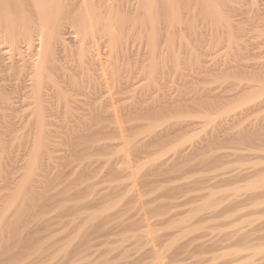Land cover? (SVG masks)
Masks as SVG:
<instances>
[{
    "label": "rangeland",
    "instance_id": "rangeland-1",
    "mask_svg": "<svg viewBox=\"0 0 264 264\" xmlns=\"http://www.w3.org/2000/svg\"><path fill=\"white\" fill-rule=\"evenodd\" d=\"M234 1L172 0V10H175L174 15H172V10L165 4L167 3L166 0H155L153 4L154 7L151 12V21L154 24L153 27L147 26V24L149 25V19L145 18L146 15L144 16L143 9H141V0L117 1L116 5H124V7L122 6L125 9L123 14L127 15V20H129L128 26H130L127 30L132 28L131 31L129 29L128 32H125L128 35L125 36L126 38L124 37V41H127L128 45H126L127 43L125 42L121 45L125 48L127 47V53L118 54L117 59H120L117 60L116 63H119L120 61V64H117L116 67L115 63V69L118 68V65L119 67L121 66L118 70L116 69V71H119L117 72L118 78H121L122 75L125 74L127 77L129 76L130 81L127 79L129 82H125L127 77L124 79L125 81L123 78L118 79L121 80V82L124 81L125 83H120V81L117 80L118 84H121L117 87L119 89L121 87L126 88L128 86L129 89L123 88L124 90L120 89V91L116 87V89L114 88L115 90L112 91L111 89V92L109 91L107 94L104 87V89L101 87L102 93L100 90L101 88H99L98 85L97 87L94 85L95 88L92 90V83L94 81L91 83V80L89 79L90 77L88 78V76H93L95 78V75L93 71L91 73V70L88 69V76L85 77V75H87L85 69H92L93 65H91L92 63L90 62V64L86 62V66V64L80 61L79 58L76 59L79 57L76 54V49L78 48L77 45V48L74 50L75 47L73 44L67 43L68 45L66 44L65 49L69 47L71 51L67 48L64 50V53L67 51L66 54H64L63 51L56 52L58 49L54 50L53 54L58 53L61 55L57 56L59 58L61 57L64 59V57L67 56L70 58L72 57L71 62L73 63H69L70 58L68 57L64 60L59 59L61 61L56 63L58 65V69L61 70H56L61 73L59 75H62L63 77L64 72L66 75L63 77L65 80L62 79L63 82L59 80L61 79V76L58 75L59 81L57 80V82H61L59 83L60 86H62L65 91L67 90L66 95L68 94L70 97V99L67 97L69 100V106L68 108L66 107L67 104L64 106L67 109V112L65 111L66 113H64L58 110L60 106L64 109V103L59 106V104H57L58 102L54 101L58 105L55 106L53 104L54 102L52 103L47 101V103H52L56 107L54 108L55 112L58 110V115L57 112L54 113L53 108H51L52 106H50L51 104H44L46 105L45 114H47L46 112L51 109L53 110V114L56 115L53 116L52 114L51 116V110V113L48 112L49 115H45L47 116V118L45 117L47 130L44 131L42 136V140L45 144V153L41 156L42 159L40 158L41 166L40 164L38 165L40 169H37L38 172L34 177L35 181L32 183L31 188L34 187L33 190L30 191L33 192L32 198L31 194L28 193V196L29 194L30 196L27 199L19 200L17 205L9 213V217L6 221L7 223H5V225L0 229V264H78L79 262L76 263L75 261L79 260V258H76L75 256L78 254L77 256L80 257V255L83 254L84 248H87L88 244L92 246L93 241L95 242L94 246L96 244L93 250L98 247L95 250H98L96 255L98 256L99 254V257L97 258L98 261L96 260V255L91 258L95 264H103V262L104 264H148L150 254L147 253V249L142 247L141 244L143 241L138 237V229L142 224L141 211L139 210L140 208H135L137 203H140L141 205L143 204V208L141 209L148 217H150L151 227L154 230V236L156 237L154 239L157 241L158 245L159 243L163 244L167 251V257L164 260L165 264H175L176 262V264H180V260L184 261H182L183 263L181 264H232L231 261L233 259H238V264H264V192H262L264 185H256L253 182L251 183L252 180H250L253 176V178L257 179L258 175H260V179L264 178V97H259V94L264 89V2H262L264 0H253L252 2L256 1L254 4L251 1L247 2L248 5L246 6L248 9L250 6L252 7L249 3L253 4V7L250 8L252 11L246 9V6H244L245 2L248 0ZM211 2L213 5L218 3V11L223 9L224 5L228 4V2H233V4L239 3V5L235 4V6H239V9L242 8L241 12L237 9L238 12H231L229 16L227 15V26H229V28H227L228 31L226 28H221L217 24L215 25L213 18L209 17L211 16ZM220 2L224 5L220 4ZM233 4L230 5L232 6ZM220 5L223 8H221ZM255 8L256 12L254 10ZM251 12L255 14L253 15ZM240 13L242 15H240ZM238 14L239 16H237ZM159 20H161V23ZM162 26L164 27L162 28ZM167 26L171 28L169 29ZM158 27L161 29H158ZM151 28L152 30L154 29V31L157 30L154 34L155 37L153 38L154 45L150 39V32H152ZM240 31L243 33L242 36L241 33H239ZM160 32H162L165 37ZM236 32L239 34H236ZM136 33L139 34L137 35ZM140 36L145 40H142L141 42ZM77 39H79V37ZM155 40L157 43H155ZM79 41L81 40L79 39ZM98 45L99 49L96 48V51L99 52V56H106L105 54L100 53L102 50L103 53H106L104 51H107L104 46V42H101ZM89 46L85 47L84 45L86 48L84 53L87 52L86 55L93 52L88 51L93 49ZM152 46L153 48L149 51ZM119 47L120 46H118V48ZM154 47H156L157 50ZM25 48L26 49H24L23 52L19 51L20 57L16 54L18 52H2V55H0V66L1 68L5 66L7 70L6 74L5 70L3 74L0 73V79H6L8 77L6 76L8 70L11 69L9 71L11 73L12 69L16 70L17 67H23L22 65L27 66L30 60L32 61L35 59L34 53L29 49L30 47ZM100 48H102V50ZM25 50L27 54L25 53ZM73 51L76 52H74L76 56L74 59V54H68V52L71 53ZM153 52L158 54H154ZM173 53H177V56ZM30 54L31 57L34 58H31L28 61ZM152 56L158 57L152 58ZM25 57L27 59H25ZM176 58L177 60L175 61ZM16 60H20L21 63ZM62 61L63 63L68 62L71 65L73 64L74 66L72 65L70 69L72 71L77 69V71H75L77 75L67 67V64H64L66 66L63 65L64 68H62ZM86 61H90V59ZM174 61L175 64L177 63L178 65L176 64L173 66ZM80 63L81 65L79 66ZM88 64L90 67H88ZM82 65L86 67L84 70ZM150 66L152 69H150ZM74 67L77 68L74 69ZM66 69L69 74L66 72ZM62 70L65 71L63 72ZM147 70H150V72ZM56 71L53 73H57ZM82 71L85 74H83ZM120 72L122 75H120ZM70 73L71 75L73 74L72 77ZM53 75L58 78L56 74ZM74 75L78 76L79 79L74 78ZM125 75L123 77H125ZM67 76L69 79H66ZM18 78L21 77L16 76L14 79ZM70 79L72 81H70ZM80 79L83 80V82H81ZM91 79L93 78L91 77ZM108 79L110 80V78ZM74 80L76 82H81L82 84L80 83V86L88 85L87 83L90 82V85H88L90 86L89 88L81 86V88H85H82L85 92L88 91L87 94L81 93L83 90L79 85L78 87L81 91L77 90V87V89L75 88L74 84L79 83H75ZM84 80H86V83ZM64 81H68L69 85L71 82L72 84L74 82L73 89H76L74 91H77V93L72 92V94H69V91L71 92L73 89H71V87L68 89L69 87H66L65 84L67 83ZM2 83L6 84L4 81ZM24 86V84L20 85L19 90L22 88V94L20 91V94L17 93L18 87L16 88L17 92L14 91L16 93H12V90L8 92V97L13 98L15 96L11 103V107L9 105H0V143L3 146V152L0 154V209H2L9 202L11 195L15 192L22 181L36 134L35 122L33 119H29L32 111L31 101H28V99L26 100V98L23 99V101H17V98L20 96L29 95V89ZM23 88L27 90L24 91ZM89 90H92L95 95H98V92H100V94L95 96ZM114 91H116L115 93L120 91V93L118 92L119 94H114L112 93ZM9 93H11V95ZM44 93H47V91ZM78 93L79 95H77ZM47 94L50 95V93ZM90 94H93V97L90 96ZM109 94L110 97H112L111 94H114L112 98L114 100L116 98V101H118L116 102L118 104L114 103L116 104L114 105L115 109L119 111L118 114L122 115V113H125L127 110L126 114H128V116H124L125 114H123L122 116L119 115L121 117H118L117 115V121L121 125H119V129L117 127L116 130H118V133L122 130L123 133L120 132L124 137V140L122 141L117 138L119 135L114 129L116 128V124L113 123L114 121L112 117L109 116L110 111L112 110V107L110 108L108 104L110 102V99L108 98ZM71 97L72 99L74 98V101ZM88 97H92L94 99H88ZM112 98L111 100H113ZM25 100L27 103L29 102V105H27ZM107 100L108 103H106ZM15 101L18 103H14ZM19 101L22 103L19 104ZM92 101H96L97 107L100 108L97 109L96 105H94ZM103 103H106L107 105H104ZM48 105L50 107H48ZM100 105H104V110L107 109L106 106L111 109L108 111V115L105 114L106 112H102L104 110H101L103 107ZM121 106L126 108H122L123 112L121 111ZM136 107H140L141 110H138ZM94 110L97 112H92ZM92 113L95 116H93ZM185 114H187V116ZM214 119L216 120L214 121ZM180 122L182 124L184 123V127L183 125H180ZM192 122L194 124H191ZM201 122L203 123L201 124ZM188 124L189 129L187 127ZM191 126H193L192 130L190 129ZM189 130H191V132ZM172 131H176L174 132L176 135L174 133L171 134ZM179 135L181 137H179ZM127 141L130 142L129 150L131 154L128 158L129 167L133 170L136 168L135 171L140 168V174H138L139 178H136V181H138H135L137 185L131 181V178H129L126 172L127 176L121 173L120 175H117L116 172H120L118 167H124L122 165L123 158L118 153L119 150L122 149L123 143L121 145H117V143L120 144L121 142ZM197 144H200L199 147H197ZM203 144H207V146H203ZM71 155H74V157H71ZM108 158L110 160H108L109 164L106 163ZM71 168H76L74 170L78 171L72 170V172ZM91 168L92 172H90ZM87 170L90 175L87 174ZM94 171L95 173H93ZM70 172L71 175L72 173L74 175H72L73 177L71 178L69 177L71 176ZM112 172L114 173L111 174ZM84 174H86V180L83 178L85 177ZM237 174L239 177L241 175L240 179ZM80 175L82 176V179H79V177H81ZM87 175H89L90 178H88ZM92 175H94V177ZM231 176L235 177L232 179L233 183L231 181H228L227 183V180H229ZM245 176L246 178L252 176L251 178L249 177V184L248 178L247 180L245 179V182H240ZM68 177L71 180H75V178L78 177V181H76V179L75 182H73ZM112 179L117 180L112 181ZM127 180H129V182L131 181V184L127 182ZM91 182L94 185L96 182V185L98 183L99 184L96 187L92 185ZM250 183L253 184V186L255 185L254 189L252 188V185V187H249ZM67 184H69L68 188L65 187L68 186ZM84 184H86V187ZM89 184L90 186L92 185L91 187H93V190L85 189L89 186ZM71 185H77L79 187L77 191H75L76 193L73 191L75 195H72V192L68 191ZM90 186L89 188H91ZM260 186H262L261 188L263 189H259ZM31 188L29 190H31ZM74 188L70 190H76ZM82 188L85 189L84 191L86 193L88 191L90 194H86ZM95 188H97V191ZM125 188L127 189L125 190ZM197 188H199L198 191ZM237 188L238 190H236ZM80 189L82 190V193L81 195H78H80L79 197L82 198V200L79 197L78 198L82 203L81 205L88 204L89 202L90 206H94V208L89 207L92 211V217H90V220L86 217L88 210L86 211V215L83 213L85 211L82 212L81 210L82 214L85 216L78 214L80 215V218L82 216L81 220L86 218L85 221L87 222L83 221L84 219L81 221L80 218H78L77 213L74 211L75 207L77 210L78 208L79 210L83 208L79 205L80 202L77 198L78 195H76L78 190L79 192L81 191ZM63 191H65L64 196ZM101 191L105 192V195ZM184 192L186 193L184 194ZM258 192H261L263 195L260 193L262 196H259ZM60 194H62L61 198H68L67 196H69V199H63L65 204L61 203L63 201L60 198ZM88 194L89 198H86ZM70 195L75 196L78 199V203L73 202L76 199L75 197H72L75 199L71 202ZM102 195L104 199L102 198ZM255 195L258 198H256ZM97 196L98 198L100 196V199L102 200L99 201L108 206L111 211L103 205L105 207L104 211L98 212L100 211L99 206H101V204L100 202L98 203ZM211 197L213 198L210 199ZM134 198L136 201H134ZM59 199L60 201H58ZM95 199L98 204L95 203ZM209 199L211 202H208L209 204L207 203L206 206L213 204V206H210L211 208H214L219 205V201L221 205L219 206L221 208L218 206L217 209H211L209 206L210 209H208V211L205 210L206 212H204L203 209H205V207L201 208V203H205L207 200L209 201ZM247 199L249 200L244 202L247 206L241 210L239 214L235 216L228 214L227 218L219 220L215 219L214 216L216 214L230 209L234 202L244 201ZM193 201L195 203H193ZM215 202L218 205L215 204ZM128 203L130 205H128ZM164 203L165 205L167 204V206H165ZM176 205H179L180 208L174 207L175 209L173 208V210H171L172 207ZM203 205L205 206V204ZM71 206H74L73 209ZM123 206L125 208L127 207V209H132V213H130V209H128L127 212ZM168 206L171 207L170 211L168 210L169 208L166 211ZM194 207L196 209L195 211H197L196 214H198L199 208H201L204 213L200 210L198 217H194L192 215L193 218H191L193 220L190 219L186 222V224H183L186 227L175 224V218L184 217L187 219L186 216L188 214V210L191 208L193 209ZM196 207L199 208L197 209ZM68 208L72 209L73 212L71 211V214L74 212L75 214L72 216L71 214H68ZM94 209L97 210L96 213ZM125 210L127 215L124 214ZM64 212H66L70 217ZM134 212L137 219L139 217L138 220L133 215ZM208 212L210 213L208 214L209 216L207 215ZM89 213L91 212L89 211ZM101 213L103 214V218ZM119 213L124 216V218H122L123 216L120 215L121 221ZM136 213L140 214L138 215ZM179 214L181 215L179 216ZM74 215H77V217ZM99 215H101V217H98ZM113 215H115L114 217H116V219ZM210 216L212 217L210 218ZM72 217H75V220L72 219ZM77 218L80 221H77ZM206 218H208V220ZM63 219H65V221ZM202 219L204 221L203 223H207H201ZM125 220L127 223H124ZM100 222L103 228L101 227ZM118 222L120 224L123 222L124 224L118 226ZM94 223H98V226ZM62 224L65 226L63 227ZM80 224H82V229L79 227ZM116 224L117 226L115 228ZM172 224L176 226H172ZM89 225L91 226V229ZM123 225H126L125 229H123ZM49 227L50 229H48ZM153 227L156 228V230ZM85 229L88 231H85ZM106 229H108V231ZM189 229H191L193 233L189 232V234ZM94 230H99L98 234ZM84 232L86 234H84ZM72 233L75 235L73 236ZM134 233H137V236ZM101 234L104 238L108 236L106 238L107 240L100 236ZM203 234L205 235V240H210L209 243L204 245L205 247L197 246L193 249L191 248L193 246H186L187 242L192 237L204 236ZM133 235L136 237H133ZM228 235H233V237L238 241L234 243L220 241ZM67 236L69 237L67 238ZM89 239H91V241ZM92 239L95 240L92 241ZM244 239H250L252 241L247 243L243 241ZM104 240H106L109 246L106 245V247L104 245L102 248L100 245L105 242ZM117 241L122 242L117 243ZM85 242H88V244ZM74 244H77L78 246L86 245V247L84 246L83 248L79 246L82 248L79 249V247ZM116 244L119 246L118 248ZM25 247L29 249H26ZM145 250L146 252H143ZM67 254L69 255L67 256ZM140 254L143 255V257H141ZM196 254H201V257H197ZM195 255V259H192L191 256ZM188 257L191 259L190 261ZM142 258L146 262L142 260ZM91 260L89 259L87 262L89 264H94ZM90 261L92 263H90ZM87 262L85 261L83 263L88 264ZM83 263L80 261L79 264Z\"/></svg>",
    "mask_w": 264,
    "mask_h": 264
},
{
    "label": "bare ground",
    "instance_id": "bare-ground-1",
    "mask_svg": "<svg viewBox=\"0 0 264 264\" xmlns=\"http://www.w3.org/2000/svg\"><path fill=\"white\" fill-rule=\"evenodd\" d=\"M119 2V0H0V55H2V52H18V53H16V54H18V56H19V51L20 52H23L24 51V49H26L25 47H30L29 49L30 50H32V52L34 53V57H35V59H33L32 57H31V54H30V58L28 59V61L32 58L33 60L31 61L30 60V62H28V63H26V64H28L27 66H24V65H22L23 67H17L16 68V70H13L12 69V72L10 73L9 71L11 70H8V73H7V75L6 76H8L6 79L5 78H3V79H0V105H9L10 107H11V103H12V101H13V99L15 98V96L13 97V98H10V97H8L7 96V94H8V92L9 91H11L12 90V93H16L17 91H16V88L18 87V94H22L23 93V91H22V88H21V90H19L20 89V85H25L24 87H26V88H28L29 89V91H28V93H29V95L28 96H26L25 94V96H23L22 95V97L20 96L19 98H17V101L18 100H20V101H23V99H25L26 98V100L28 99V101L30 100L31 101V106H32V111H31V114H30V118L29 119H33V121L35 122V126H36V134H35V138H34V141H33V145H32V148H31V152H30V156H29V159H28V162H27V166H26V170H25V173H24V175H23V178H22V181L20 182V184H19V186L17 187V189L15 190V192L11 195V198H10V200H9V202L2 208V209H0V229H1V227H3L4 225H5V223H7L6 221H7V219H8V217H9V213L11 212V210L17 205V202L19 201V200H24V199H27L29 196H30V194H31V198H32V193L33 192H30V191H32L33 190V188H31L32 187V183L35 181V176H36V174H37V172H38V170L40 169L39 167H38V165L40 164V166H41V159H42V155H43V153H45L44 151H45V144H44V141L42 140V136H43V134H44V131H46L47 129H46V127H47V125H46V121H45V117L47 118V116H45V115H49L48 114V112H50V110H48L46 113L47 114H45V110H46V105L47 104H51L50 106H52L51 108H53V110H54V113H56L57 112V114H58V110L59 111H61V112H64V113H66L67 112V109H66V107L68 108V106H69V100H68V98L67 97H69L68 96V94L66 95V93H67V90L65 91V89H63L62 88V86H60V84L59 83H61V82H57V80L59 79V76H61L60 78L61 79H59L60 81H62V79H64L65 80V78H63L64 76H66L65 75V70L62 72L63 73V77H62V75H59V74H61L60 72H58L60 69H58V65L56 64L58 61L60 62L61 60H64L65 58H67V57H64V59L63 58H59V57H57V56H61V55H59L58 53H55V54H53L54 53V50H56V49H58L56 52H58V51H63V53H64V50H66L67 48H69V47H67L66 49H65V46H66V44L67 43H71V44H73V46L75 47L74 48V50L76 49L77 50V53L75 52V51H73V52H71V53H69L68 52V54H74V56H73V59L74 58H76V56H75V53L79 56V57H77L76 59H80V61H82L83 63H85L86 64V66H87V63L86 62H90V63H92L91 65H93V68L91 69V68H86V67H84V65H82L81 67L83 68V70L85 69V72H86V74L89 72L88 71V69H90L91 71V73H92V71H93V73H94V75H95V78L93 77V76H88V74L87 75H85V77L86 76H88V78L91 80V83L93 84H91L93 87L91 88L92 90H93V88H95V87H97V85H98V87L99 88H105L106 89V91H107V94H108V92L110 91L111 92V89H112V91L113 90H115L116 89V87L117 86H120L119 84H118V82H117V80L118 79H121V78H123V80L127 77L125 74V77H123L124 75H122V73L120 72V75H122V77L121 76H119V77H121V78H118V75H117V72H119V71H116V69L118 70V68H120L119 67V65H118V68H116L115 69V63L117 62V60H119L120 58H118L117 59V55L118 54H123V53H125L126 52V48L125 47H123V46H121V45H123L124 44V37L125 36H127L128 34H126L125 32H128V30L130 29H128L127 30V28L128 27H130V26H128V21L129 20H127V15H125V14H123L125 11V9L123 8L124 7V5H116V2ZM123 1V0H122ZM137 1V0H136ZM167 1V3H165L167 6H168V8H170L171 10H172V5H173V2H172V0H166ZM216 1V0H215ZM234 1V0H233ZM246 1V0H245ZM252 2L253 0H248V1H246L245 2V4H244V6H246V5H248V3L247 2ZM154 2H155V0H141V9H143V12H144V16L146 15V17L145 18H147V19H149V25L147 24V26H150V27H153L154 26V24H153V22L151 21V12H152V10H153V7H154ZM180 2V1H179ZM234 2H237V0H235ZM255 3H256V1H254ZM254 2H252L253 4H254ZM262 2H264V1H262ZM139 3V2H138ZM203 3V2H202ZM212 3V2H211ZM252 3H249V5H252V7H253V4ZM136 4H137V2H136ZM156 4H157V2H156ZM199 4V3H198ZM218 4V3H217ZM217 4L216 5H213V3H212V6L210 7L211 9V16H209V17H212L213 18V20H214V24L216 25H219V27H221V28H226V30H227V28H229V26H227L228 25V23H227V15L229 16L230 15V13L231 12H235V11H237V9L238 10H240V12H241V9L242 8H240L239 9V6H235V4L236 5H239V3H234L233 4V2L232 3H229L228 2V4H223V3H221L220 2V4H223L224 5V8L223 7H221V5H220V7L221 8H223V9H221V10H219L218 11V7H217ZM230 4H233L232 6L230 5ZM125 5H127V4H125ZM133 5H134V3H133ZM188 5V4H187ZM123 6V7H122ZM129 6V5H128ZM135 6V5H134ZM133 7V6H132ZM195 7V6H194ZM241 7V6H240ZM251 6L249 7V9L247 8V6H246V9H248V10H250V8H252ZM129 8H130V6H129ZM245 8V7H244ZM131 9V8H130ZM135 9V8H134ZM174 9V8H173ZM220 9V8H219ZM245 9V10H246ZM139 10H140V8H139ZM176 10H177V8H176ZM244 10V9H243ZM255 10V12H256V8L254 9ZM175 11V10H174ZM174 11L172 10L171 11V13H172V15H174ZM183 11V10H182ZM250 11H252V10H250ZM135 12V11H134ZM238 12V11H237ZM246 12V11H245ZM261 12V11H260ZM244 13V12H243ZM247 13V12H246ZM153 14H155V13H153ZM251 14H255V13H252L251 12ZM240 15H242L241 13H240ZM260 15V14H259ZM181 16V15H180ZM237 16H239V14L237 15ZM257 17V16H256ZM171 18V17H170ZM260 18V17H259ZM129 19V18H128ZM131 19V18H130ZM140 19V18H139ZM153 19V18H152ZM257 19V18H256ZM135 20V19H134ZM179 20V19H178ZM210 20V19H209ZM213 20H211V21H213ZM131 21V20H130ZM160 21V23H161V20H159ZM143 23V22H142ZM160 23H159V26H160ZM211 23V22H210ZM167 24V23H166ZM212 24V23H211ZM143 25H145V24H143ZM138 26V25H137ZM157 26V25H156ZM173 26V25H172ZM131 27H132V25H131ZM164 26H162V28H163ZM168 27V26H167ZM167 27H165V28H167ZM215 27V26H214ZM264 27V26H263ZM139 28V27H138ZM160 27H158V29H159ZM164 28V29H165ZM169 28V27H168ZM171 28V27H170ZM169 28V29H170ZM262 28V27H261ZM132 29V28H131ZM131 29H130V31H131ZM161 29V28H160ZM237 29V28H236ZM127 30V31H126ZM151 30H152V28H151ZM138 31V30H137ZM160 31V30H159ZM162 31H163V29H162ZM228 31V30H227ZM133 32V31H132ZM139 32V31H138ZM155 32H157V30L156 31H154V29L152 30V32H150V39H151V41H152V44L154 43L153 41H154V37H155ZM231 32V31H230ZM142 33V32H141ZM160 33H162V32H160ZM171 33V32H170ZM229 33V32H228ZM239 33H241V31L239 32ZM239 33H237L236 32V34H239ZM130 34V33H129ZM137 34V33H136ZM139 34V33H138ZM137 34V35H138ZM157 34V33H156ZM163 34V33H162ZM166 34V33H165ZM172 34H173V32H172ZM172 34H171V36H172ZM242 34L243 33H241V36H242ZM131 35H132V33H131ZM164 35V34H163ZM229 35V34H228ZM235 35V34H234ZM245 35V34H244ZM130 36V35H129ZM142 36V35H141ZM140 36V37H141ZM162 36V35H161ZM170 36V37H171ZM236 36V35H235ZM79 37V39L81 40V41H79V39H77ZM164 37H165V35H164ZM230 37H231V34H230ZM229 37V38H230ZM233 37V36H232ZM126 38V37H125ZM136 38H137V36H136ZM161 38V37H160ZM148 39V38H147ZM155 39H157V38H155ZM78 40V41H77ZM140 40H141V42H142V40H145V39H142V37L140 38ZM149 40V39H148ZM158 40V39H157ZM98 41H101V42H104V46L106 47V49H107V51H104V52H106V53H103V50H102V48H105V47H102L103 45L102 44H100V45H102V46H100V47H102V48H100L101 50H102V52H100V53H102V54H105L106 56H104V57H101V56H99L100 54H99V52H97L96 50L97 49H99L98 48V44L99 43H101V42H98ZM156 41V40H155ZM87 42V43H86ZM98 42V43H97ZM147 42V41H146ZM125 43H127L126 45H128V42L126 41ZM155 43H157V41L155 42ZM151 44V45H152ZM68 45V44H67ZM76 45H77V47H76ZM84 45H85V47H88L89 45L91 46H89L90 48H93L92 50L90 49V50H88V51H93V52H91L90 54H88V55H86V53L87 52H85L84 53V51L86 50V48L84 47ZM125 45V46H126ZM154 45V44H153ZM157 45V44H156ZM72 46V45H71ZM72 46V47H73ZM118 46H120L119 48H118ZM97 48V49H96ZM149 48V47H148ZM153 48V46L152 47H150V49H149V51L151 50ZM156 50H157V48L156 47H154ZM70 49V48H69ZM105 49V50H106ZM101 50H99V51H101ZM28 51V50H27ZM70 51H71V49H70ZM30 52V51H29ZM67 52V51H66ZM66 52L64 53V54H66ZM75 52V53H74ZM154 52H156V51H154ZM153 52V53H154ZM158 52V51H157ZM25 53L27 54V52H26V50H25ZM24 53V54H25ZM32 53V54H33ZM60 53V52H59ZM62 53V52H61ZM62 53V54H63ZM127 53V52H126ZM152 53V54H153ZM15 54V55H16ZM23 54V53H22ZM56 54H58V55H56ZM101 54V55H102ZM154 54H158V53H154ZM174 54V53H173ZM177 54V53H176ZM176 54H174V55H176ZM127 55V54H126ZM151 55V54H150ZM64 56V55H63ZM103 56V55H102ZM121 56H124V55H121ZM154 56V55H153ZM152 56V58H157L156 56L155 57H153ZM177 56V55H176ZM179 56V55H178ZM20 57V56H19ZM87 57H88V59H90V61H86V60H88L87 59ZM8 58V57H7ZM68 58H70V57H68ZM72 58V57H71ZM71 58L69 59L70 61H69V63H73V62H71ZM125 58V57H124ZM173 58H174V56H173ZM179 58H180V56H179ZM15 59V58H14ZM25 59H27L26 57H25ZM59 59H61V60H59ZM21 60V59H20ZM19 60V61H20ZM68 60V59H67ZM128 60V59H127ZM174 60V59H173ZM177 60V58L175 59V61ZM15 61V60H14ZM17 61V60H16ZM19 61H17V62H19ZM23 61V60H22ZM26 61V60H25ZM66 61V60H65ZM64 61V62H65ZM73 61V60H72ZM75 61V60H74ZM80 61H78V62H80ZM152 61H153V59H152ZM175 61H174V64H173V66L174 65H176L175 64ZM76 62V61H75ZM74 62V63H75ZM127 62V61H126ZM10 63V62H9ZM20 63H21V61H20ZM68 62H66V63H63V61H62V63H61V67L62 68H64V66H66V65H64V64H67V67L70 69L71 67H72V65L71 64H69ZM89 63V64H90ZM178 63H179V59H178ZM11 64H12V62H11ZM76 64V63H75ZM89 64H88V67H90L89 66ZM117 64H120V61H119V63H116V67H117ZM7 65V64H6ZM18 65V64H17ZM64 65V66H63ZM68 65H70V66H68ZM76 65H78V64H76ZM81 65V63L79 64V66ZM122 65H123V63H122ZM153 65V64H152ZM178 65V64H177ZM74 66V65H73ZM78 66V67H79ZM15 67H16V62H15ZM151 67V66H150ZM149 67V68H150ZM9 68H10V64H9ZM13 68H14V66H13ZM66 68V67H65ZM75 68H77V67H74V69ZM58 69V71H56ZM68 69V70H69ZM150 69H152V67L150 68ZM4 70H5V74H6V68H5V66L4 67H2L1 68V66H0V73H2L3 74V72H4ZM71 70V69H70ZM70 70H69V72H70ZM81 70V69H80ZM142 70H143V68H142ZM156 70V69H155ZM17 71V72H16ZM57 72V73H53V72ZM61 71V70H60ZM72 71V70H71ZM75 71H77V69L76 70H73L72 72H74V74H76L77 75V73H75ZM148 71V70H147ZM66 72L68 73V71H67V69H66ZM71 72V73H72ZM81 72V71H80ZM79 72V73H80ZM83 72V71H82ZM148 72H150V70L148 71ZM153 72V71H152ZM151 72V73H152ZM56 74L57 76H58V78H56L53 74ZM66 73V74H67ZM71 73H70V75H71ZM142 73V72H141ZM154 73V72H153ZM69 74V73H68ZM67 74V75H68ZM83 74H85L84 72H83ZM82 74V75H83ZM119 74V73H118ZM150 74V73H149ZM73 75V74H72ZM72 75H71V77H72ZM93 75V74H92ZM16 76H18V77H21V78H18V79H14ZM75 76V75H74ZM80 76V75H79ZM3 77V76H2ZM68 77V76H67ZM66 77V79H69V77L67 78ZM91 77L93 78V79H91ZM74 78H78V76H75ZM81 78V77H80ZM108 78H110V80L108 79ZM73 79V78H72ZM79 79V78H78ZM85 79H87V78H85ZM129 80V76L126 78V81L125 82H129L128 80ZM58 80V81H59ZM77 80V79H76ZM81 80V79H80ZM88 80V79H87ZM6 82V84H4V83H2V82ZM69 81V80H68ZM68 81L67 82H65V83H67V84H65L66 85V87H69L68 89H70V87H71V89H73L74 87H73V84H74V82H73V84H72V82L70 83V85L68 84ZM70 81H72L71 79H70ZM75 81V80H74ZM85 81V83H86V80H84ZM118 81H120V83H123L124 81H122L121 82V80H118ZM63 82V81H62ZM81 82H83V80H81ZM81 82H76L75 81V83H79V84H74V86H75V88L77 89V90H79V91H81V89L83 88H81V86H84V85H81L80 86V83ZM124 82V83H125ZM84 83V84H85ZM90 83V82H89ZM89 83H87L88 85H90ZM123 83V84H124ZM62 84H64V83H62ZM82 84V83H81ZM129 84H131V83H129ZM128 84V85H129ZM137 84V83H136ZM135 84V85H136ZM64 85V86H65ZM69 85V86H68ZM78 85L80 86V88L78 87ZM88 85H85L87 88H89L90 86H88ZM94 85H95V87H94ZM126 85V84H125ZM264 85V84H263ZM63 86V87H64ZM84 86V87H85ZM124 86V85H123ZM130 86V85H129ZM132 86V85H131ZM23 87V86H22ZM133 87H134V84H133ZM86 88V89H87ZM98 88V89H99ZM102 88L100 89L101 90V92H102ZM103 88V89H104ZM115 88V89H114ZM124 88V87H123ZM122 87L121 88H119L118 89V87H117V89L118 90H124V89H127L128 88V86L126 87V88H124L123 89ZM132 88V87H131ZM24 89V91H26L25 90V88H23ZM76 89H73V90H71V92L69 91V94H72V92H75L74 90H76ZM83 89H85V88H83ZM82 89V90H83ZM129 89V88H128ZM88 90V89H87ZM90 91L91 93H93L94 95H95V93L93 92V91ZM97 90V89H96ZM120 90V91H121ZM14 91H16V92H14ZM19 91H20V93H19ZM45 91H47V93H50V95L49 94H47V93H44ZM99 91V90H98ZM120 91H118L119 93H120ZM88 92V91H87ZM87 92H85V90H83L81 93L82 94H84V93H86L87 94ZM89 92V93H90ZM116 91H114V92H112V93H114V94H117V93H115ZM75 93H77V91L75 92ZM80 93V92H79ZM79 93L77 94V95H79ZM88 93V94H89ZM103 93V92H102ZM101 93V94H102ZM118 93V94H119ZM10 95H11V93H9ZM92 94V95H93ZM100 94V92H98V95ZM105 94H106V92H105ZM114 94H111L112 95V97H113V95ZM9 95V96H10ZM76 95V96H77ZM91 94H90V96H92ZM97 95V94H96ZM95 95V96H96ZM97 95V96H98ZM260 96L259 97H264V89L261 91V93L259 94ZM70 96H74V95H70ZM88 96V95H87ZM93 97V96H92ZM92 97H90L91 99H94V98H92ZM112 97H110V94H109V96H108V98L110 99L109 101V103H108V100L106 101V103H108L109 104V106H110V108L112 107V110L108 107V106H106V108L107 109H105V110H107V111H105L104 110V105L106 104H104L103 106H101V107H103L101 110H104V111H102V112H106L105 114H109V110H111L110 111V114H109V116H111L112 117V119H113V123H115L116 124V128H114L115 129V131H116V133H118V130H116L117 129V127H118V129H119V125H121V124H119L118 123V118H117V115H118V117H121L123 114H125L124 116H128V114H126V112H127V110H126V112L125 113H122V115L121 114H118V112L119 111H117L116 109H115V107H114V105H116V104H118V103H116V102H118V101H116L117 99L115 98V100L112 98ZM257 97V96H256ZM89 97H88V99H90ZM96 98V97H95ZM111 98L114 100H111ZM48 99V100H47ZM69 99H70V97H69ZM71 99H72V97H71ZM74 99V98H73ZM72 99V100H73ZM26 100H25V102H26ZM72 100H70V101H72ZM96 100V99H95ZM17 101H15L14 103H16ZM19 101V104L20 103H22V102H20ZM47 101L48 102H54V101H57L58 103L57 104H59V106L60 105H62V103H64V105H63V108L64 109H62V106H60V108H58V110L55 112V106H58L57 104H56V102H54L53 104L55 105H53L52 103H47ZM74 101V100H73ZM72 101V102H73ZM120 102V101H119ZM18 103V102H17ZM27 103V102H26ZM29 103V102H28ZM27 103V105H29ZM61 103V104H60ZM92 103L94 104V105H96V101L95 102H93L92 101ZM91 103V104H92ZM114 103H116V104H114ZM23 104H25V103H23ZM44 104H46V105H44ZM67 104V105H66ZM48 105V107H50ZM66 105V107H64ZM107 105V104H106ZM120 106V105H119ZM29 107V106H28ZM55 107V108H54ZM96 107H97V105H96ZM114 107V108H113ZM117 107V106H116ZM138 107V106H137ZM136 107V108H137ZM100 108V107H99ZM98 107H97V109H99ZM109 108V109H108ZM118 108H120V107H118ZM122 108H124L123 106H121V111L123 112V109ZM128 108V107H127ZM11 109V108H10ZM60 109H62V110H64V111H62V110H60ZM97 109H95V110H97ZM124 109H126V108H124ZM138 110L140 109L141 110V108L139 107V108H137ZM232 109V108H231ZM53 110H51V116H52V114H53ZM92 111V112H97V111ZM66 111V112H65ZM100 111V110H99ZM108 112V113H107ZM132 112H134V111H132ZM128 113H129V110H128ZM224 113V112H223ZM100 114V113H99ZM132 114V113H131ZM187 114H189V113H187ZM187 114H185L186 116H187ZM56 114H53V116H55ZM59 115V114H58ZM92 115L93 116H95L93 113H92ZM97 115H98V113H97ZM119 115H121V116H119ZM101 116V115H100ZM123 116V117H124ZM182 116V115H181ZM218 116V115H217ZM98 117V116H97ZM107 117V116H106ZM184 117V116H183ZM191 117V116H190ZM207 117V116H206ZM208 117H210V116H208ZM216 117V116H215ZM243 117V116H242ZM201 119H203V118H201ZM216 119H217V117H216ZM216 119H214V121L216 120ZM120 120V119H119ZM186 120V119H185ZM189 120H190V118H189ZM181 121V120H180ZM188 121V120H187ZM186 121V122H187ZM182 122H184V121H182ZM190 122V121H189ZM188 122V123H189ZM212 122H213V120H212ZM121 123V122H120ZM181 123V122H180ZM185 123V122H184ZM184 123L182 124H180V125H183V127H184ZM203 122H201V124H202ZM209 123H211V122H209ZM215 123V122H214ZM114 124V125H115ZM191 124H194L193 122L191 123ZM196 124V123H195ZM198 124V123H197ZM179 125V126H180ZM211 125V124H210ZM189 126V124L187 125V127ZM199 126V125H198ZM205 126V125H204ZM156 127V126H155ZM180 127H182V126H180ZM185 127H186V125H185ZM192 127L193 126H191V130H192ZM195 127H196V125H195ZM121 129V128H120ZM181 129V128H180ZM188 129H189V127H188ZM197 129V128H196ZM195 129V130H196ZM177 130H178V126H177ZM185 130V129H184ZM191 130H189L190 132H191ZM183 131V130H182ZM188 131V132H189ZM120 132H122V130H120ZM119 132V133H120ZM174 132H176V131H174ZM173 131L171 132V134L172 133H174ZM178 132V131H177ZM180 132V131H179ZM193 132V131H192ZM118 133V137L117 138H119V139H121V141L122 140H124V137H123V135H121V133L119 134ZM123 133V132H122ZM184 133V132H183ZM175 134V133H174ZM195 134V133H194ZM176 135V134H175ZM174 135V136H175ZM173 136V135H172ZM179 137H181L180 135H179ZM215 137V136H214ZM70 143V142H69ZM123 143V144H122ZM122 144V149L121 150H119V154L122 156V158H123V161H122V165L124 166V167H116L120 172H118V171H116V169H115V171L117 172V175H120V173L121 174H125L126 176H127V174H128V176H129V178H131V181L132 182H134L135 183V181H136V178H139L138 177V174H140L139 173V169L140 168H138L136 171H135V169L136 168H134V170L132 169V168H130L129 167V164H128V158H129V155H131L130 154V150H129V144H130V142L129 141H127V142H121L120 144H118L117 143V145H121ZM202 144V143H201ZM198 145V144H197ZM200 145V144H199ZM199 145L197 146V147H199ZM205 144H203V146H204ZM205 146H207V144L205 145ZM196 147V148H197ZM205 148V147H204ZM75 149V148H74ZM96 149H98V148H96ZM202 149H203V147H202ZM194 150H195V148H194ZM197 150V149H196ZM201 150V149H200ZM72 151V150H71ZM2 152H3V146H2V144L0 143V154H2ZM74 152V151H73ZM72 152V153H73ZM71 157H74V155H71ZM41 158V159H40ZM111 158V157H110ZM70 159V158H69ZM108 160H109V158L107 159V162L106 163H108ZM110 161V160H109ZM40 162V163H39ZM109 164V163H108ZM126 168V169H125ZM38 169V170H37ZM74 169H76V168H74ZM74 169H72L71 168V171L72 170H74ZM96 169V168H95ZM95 169H93V170H95ZM111 169V168H110ZM109 169V170H110ZM113 169V170H114ZM70 170V169H69ZM89 170V169H88ZM88 170L86 171L87 172V174H89L90 175V173L88 172ZM112 170V171H113ZM200 170H202V169H200ZM74 171H78V170H74ZM84 171H85V168H84ZM90 171V170H89ZM96 171V170H95ZM95 171L93 172V173H95ZM114 171V172H115ZM209 171V170H208ZM207 171V172H208ZM68 172V171H67ZM73 172V171H72ZM90 172H92V168H91V171ZM114 172H112L111 174H113ZM127 174H126V173ZM200 172V171H199ZM69 173V172H68ZM81 173V172H80ZM85 173V172H84ZM74 174H75V172H74ZM83 174V173H82ZM92 174V173H91ZM70 175H71V172H70ZM72 175H73V173H72ZM69 176V174H68V176L71 178V177H73V176ZM78 175V174H77ZM89 175H87L88 176V178H90V176ZM124 175V176H125ZM240 175V174H239ZM76 176V175H75ZM81 176V175H80ZM84 176L85 177H83L85 180H86V174H84ZM93 177H94V175H92ZM116 176V175H115ZM140 176V175H139ZM237 176H238V174H237ZM236 176V177H237ZM68 177V178H69ZM250 178L252 177V176H249ZM249 177H247L248 178V184H249V181L250 180H252L251 181V183L253 182L254 184H256V185H264V178L263 179H260L259 177H260V175H258L257 177V179H259V180H257V179H255V178H253V179H255V180H257V181H255V180H253L252 178L249 180ZM255 177H256V175H255ZM264 177V176H263ZM69 178V179H70ZM75 178V177H74ZM73 178V179H74ZM78 177H76L75 178V180L77 179ZM92 178V177H91ZM231 178V179H230ZM229 178V180H227V183H228V181L230 182H232V179H234L235 177H233V176H231ZM238 178L240 179L241 178V175H240V177L238 176ZM247 178H246V176L240 181V182H245V179L247 180ZM79 179H82V176L81 177H79ZM125 179H127V178H125ZM71 180V179H70ZM75 180H71V181H73V182H75ZM92 180H93V178H92ZM91 180V181H92ZM114 180H117V179H114ZM113 179H112V181H114ZM76 181H78V179L76 180ZM120 181H122V180H120ZM130 181V182H131ZM138 181V180H137ZM136 181V182H137ZM234 181V180H233ZM80 182H82V181H80ZM88 182H90V181H88ZM87 182V183H88ZM116 182V181H115ZM123 182V181H122ZM127 182H129V180H127ZM129 182V183H130ZM226 182V181H225ZM72 183V182H71ZM86 183V184H87ZM92 183V182H91ZM90 183V184H91ZM97 183V182H96ZM96 183H95V185L92 183V185H94V186H96L97 187V185L99 184H97L96 185ZM126 183V182H125ZM133 183V184H134ZM233 183V182H232ZM232 183H230L231 185H233ZM250 183V185H249V187H252L253 186V184H251ZM81 184V183H80ZM86 184H84L85 185V187H86ZM90 184H89V186H90ZM116 184V183H115ZM131 184V183H130ZM31 185V186H30ZM68 186H65V187H69V184H67ZM91 185V186H92ZM110 185H112V184H110ZM135 185H137L136 183H135ZM240 185V184H239ZM252 185V186H251ZM72 186L73 185H71L70 186V189H73L74 188V186H75V188L74 189H76V190H70V189H68V191H70V192H72V195H75L74 193H76L75 191H77V189L79 188L77 185H74L73 186V188H72ZM89 186L87 187V188H85L86 190L88 189V190H93V187H91V188H89ZM227 186V185H226ZM255 186V185H254ZM254 186L252 187L253 189H254ZM262 186H260L259 187V189L262 187ZM64 187V188H65ZM105 187V186H104ZM130 187V186H129ZM134 187V186H133ZM230 187V186H229ZM31 188V190H29ZM67 188H65V189H67ZM109 188H111V187H109ZM122 188V187H121ZM127 188H128V186H127ZM127 188H125V190L127 189ZM134 188H136V187H134ZM192 188V187H191ZM264 188V187H263ZM263 188H261V189H263ZM83 189V188H82ZM85 189H83V191L85 190ZM96 189V191H97V188H95ZM195 189V188H194ZM198 189L199 188H197V191H198ZM251 189V188H250ZM81 190V189H80ZM236 190H238V188L236 189ZM29 191V192H28ZM61 191V190H60ZM65 191H67V190H65ZM65 191H63V196L65 195ZM73 191H74V193H73ZM189 191V190H188ZM85 192V191H84ZM83 192V194L85 195V193ZM102 192V191H101ZM124 192V191H123ZM194 192H196V191H194ZM262 192H264V189H263V191ZM28 193H30L29 194V196H28ZM81 193H82V190L79 192V190H78V193L76 194V195H78V194H80L81 195ZM87 193H89L88 191H87ZM86 193V194H87ZM96 193V192H95ZM104 195H105V192H102ZM102 193H100V194H102ZM186 192H184V194H185ZM188 193V192H187ZM197 193V192H196ZM261 193V192H260ZM259 192H258V194H259V196L262 194H260ZM67 194H68V192H67ZM69 194H71V193H69ZM90 194V193H89ZM89 194H88V196L86 197V198H89ZM94 194V193H93ZM98 194V193H97ZM179 194H180V192H179ZM195 194V193H194ZM253 194H255V193H253ZM264 194V193H263ZM262 194V195H263ZM58 195V194H57ZM72 195H70L71 196V202H72V200H74L76 197L75 196H72ZM80 195H78L77 196V198L80 196ZM83 195V196H84ZM96 195V194H95ZM99 195V194H98ZM188 195V194H187ZM190 195V194H189ZM257 195V194H256ZM256 195H255V197H256ZM261 195V196H262ZM67 196V195H66ZM132 196V195H131ZM136 196V195H135ZM179 196V195H178ZM183 196H185V195H183ZM258 196V195H257ZM55 197H57V196H55ZM58 197H59V195H58ZM62 197V194H60V198ZM68 198H65V200L66 199H69V196H67ZM72 197H75V198H72ZM130 197V196H129ZM140 197V196H139ZM138 197V198H139ZM141 197H143V196H141ZM182 197V196H181ZM64 198H61L62 199V201H63V199ZM76 198V199H77ZM80 198V197H79ZM78 198V199H79ZM85 198V197H84ZM85 198V199H86ZM97 198H98V196H97ZM102 198H103V195H102ZM136 198V197H135ZM134 198V199H135ZM213 197H211L210 199H212ZM256 198H258V197H256ZM260 198V197H259ZM75 199V200H76ZM78 199L75 201H73V202H76V203H78L77 201H78ZM81 200H82V198H80ZM80 199H79V202H80V204L79 205H81L82 203H81V201H80ZM104 199V198H103ZM172 199H173V197H172ZM177 199V198H176ZM210 199H209V201L207 200V202H205V203H201L202 204V206H200L201 208H204L205 207V209H203L204 210V212H206L205 210H207L208 211V209H210L211 208V206H213V204L210 206V205H207L206 206V204L208 203V202H211L210 201ZM87 200V199H86ZM102 200V199H100V196H99V198H98V203L100 202V201ZM126 200V199H125ZM131 200H132V198H131ZM249 199H247V200H244V201H237V202H234L233 204H232V206L230 207V209H228V210H225V211H221V212H219L218 214H216L214 217H215V219L216 220H219V219H224V218H227V216H228V214H231V216H235V215H237V214H239V212H241V210H243L247 205L244 203V202H246V201H248ZM58 201H60V199L58 200ZM85 201V200H84ZM133 201V200H132ZM134 201H136V199L134 200ZM162 201V200H161ZM213 201V200H212ZM86 202V201H85ZM164 202V201H163ZM217 202V201H216ZM215 202V204H217ZM62 204L64 203L65 204V202L63 201V202H61ZM70 203V202H69ZM75 203V204H76ZM95 203H96V199H95ZM98 203H96V204H98ZM130 203V202H129ZM128 203V205H130ZM137 203V202H136ZM144 203V202H143ZM161 203V202H160ZM193 203H195L194 201H193ZM212 203H214V202H212ZM264 203V202H263ZM92 204V203H91ZM100 204H101V206H102V208L105 206V207H107L108 208V206H106L105 204H102L101 202H100ZM99 204V205H100ZM138 204V205H137ZM136 204V206H138V207H136L134 204V206H135V208H140L139 210L141 211V226H140V228L138 229V237L140 238V240L142 239V241H143V243L141 244L142 245V247H144L145 249H147V253H149L150 255V257H149V259H148V264H165V262H164V260L166 259V257H167V251H166V249L164 248V246H163V244H160L159 243V245H158V243H157V241L154 239V238H156L155 236H154V230L152 229V225H151V223H150V217H148L147 215H146V213H144L143 212V210L141 209V208H143V204L141 205L140 203H137ZM203 204H205V206L203 205ZM209 204V203H208ZM218 204L220 205V203H219V201H218ZM217 204V205H218ZM223 204V203H222ZM228 204V203H227ZM260 204V203H259ZM262 204V203H261ZM71 205V204H70ZM74 205V204H73ZM78 205V204H77ZM85 205V206H84ZM84 205H81V207H83L82 209H80L79 210V208H78V210H77V208L75 207L74 208V211L77 213V215L78 214H81L82 216L84 215V214H82V212L83 211H85V212H83V213H85V215H86V211L88 210V213H87V215H86V217H88L87 219L88 220H90L91 218L90 217H92V211L90 210L91 208H94V206L92 207V205L90 206L89 205V202H88V204H84ZM87 205V206H86ZM89 205V206H88ZM104 205V206H103ZM140 205V206H139ZM164 205H165V203H164ZM164 205H163V207H164ZM218 205V206H219ZM224 205V204H223ZM74 206H76V205H74ZM73 206V207H74ZM101 206H99V210L100 211H98V212H103L104 211V209H105V207L102 209L101 208ZM127 206V205H126ZM133 206V207H134ZM161 206V205H160ZM165 206H167V204L165 205ZM181 206V205H180ZM209 206H210V208H209ZM215 206V205H214ZM218 206H215L214 208L215 209H217L218 208ZM221 206V205H220ZM219 206V207H220ZM226 206V205H225ZM72 207V206H71ZM73 207H72V209H73ZM77 207H79V206H77ZM89 207H91L90 209H89ZM95 207H97V206H95ZM129 207V206H128ZM131 207V206H130ZM174 207H179V205L177 206H173L172 207V209L171 210H173V208ZM88 208V209H87ZM106 208V209H107ZM123 208H125L124 206H123ZM134 208V209H135ZM169 208V209H168ZM170 208L171 207H167L166 208V211H167V209L170 211ZM180 208V207H179ZM197 209L199 208V207H196ZM201 208H199L198 210L200 211L201 210ZM207 208V209H206ZM214 208H211V209H214ZM221 208V207H220ZM72 209L70 208H68V214H71L73 211H72ZM85 209V210H84ZM109 209V208H108ZM119 209V208H118ZM117 209V210H118ZM126 210H127V212H128V209H130V208H128L127 209V207L125 208ZM175 209V208H174ZM78 212H77V211ZM81 210H82V212H81ZM95 210V209H94ZM110 210V209H109ZM108 210V211H109ZM126 210L124 211L125 213V215H127V212H126ZM136 210V209H135ZM179 210V209H178ZM196 209H195V207L192 209H190V210H188V214H187V219H185L184 217L183 218H181V217H177V218H175L174 220H175V224L177 225V224H179L180 226L181 225H183V224H186V222L187 221H189L190 219H192L193 218V216L195 217V216H197L198 217V215H199V211H198V214H196L197 213V211H195ZM263 210V209H262ZM72 211V212H71ZM89 211L91 212V213H89ZM96 211L97 210H95V213H96ZM106 211V210H105ZM107 211V212H108ZM111 211V210H110ZM120 211V210H119ZM132 211V209H130V213H132L131 212ZM168 211V212H169ZM176 211V210H175ZM212 211H214V210H212ZM71 212V213H70ZM75 212L73 213V214H75ZM79 212H81V213H79ZM106 212V213H107ZM137 212H139V211H137ZM201 212H203L202 210H201ZM203 212V213H204ZM210 212H211V210H210ZM218 212V211H217ZM64 213H66V212H64ZM64 213H63V215H64ZM66 213V214H67ZM115 213V212H114ZM167 213V212H166ZM65 214V215H66ZM67 214V215H68ZM73 214H71V216L73 215ZM91 214V215H90ZM99 214V213H98ZM97 214V215H98ZM102 214V213H101ZM108 214V213H107ZM116 214H117V212H116ZM136 214H138V213H136ZM140 214V213H139ZM138 214V215H139ZM182 214V213H181ZM181 214H179V216L181 215ZM208 214H210L209 212L207 213V215ZM77 215H74V216H76L77 217ZM84 215V216H85ZM118 215V214H117ZM121 214L119 213V216H120ZM134 216H135V212H134V214H133ZM163 215V214H162ZM169 215H171V214H169ZM185 215H186V213H185ZM184 215V216H185ZM193 215V216H192ZM69 216V215H68ZM82 216H81V218H82ZM115 215H113V217H114ZM118 216V217H119ZM121 216H123V215H121ZM121 216H120V221H121ZM164 216V215H163ZM178 216V215H177ZM200 216H201V214H200ZM203 216H206V215H203ZM209 216V215H208ZM63 217V216H62ZM67 217V216H66ZM70 217V216H69ZM93 217H95L94 215H93ZM98 217H101V215H99ZM97 217V218H98ZM126 217V216H125ZM136 217V216H135ZM161 217V216H160ZM165 217V216H164ZM171 217V216H170ZM192 217V218H191ZM212 216H210V218H211ZM75 217H72V219H74ZM78 218H80V215H78ZM77 218V219H78ZM81 218H80V220H81ZM102 218H103V214H102ZM112 218V217H111ZM115 219H116V217H114ZM113 218V219H114ZM122 218H124V216L122 217ZM156 218V217H155ZM157 218H159V217H157ZM161 218H163V217H161ZM173 218V217H172ZM68 219V218H67ZM76 219V220H77ZM84 219V218H83ZM82 219V220H83ZM86 219V218H85ZM85 219L83 220V221H85ZM95 219H96V217H95ZM94 219V220H95ZM136 219H137V217H136ZM138 219H139V217H138ZM137 219V220H138ZM165 219V218H164ZM207 220H208V218H206ZM214 219V218H213ZM64 221H65V219H63ZM75 220V219H74ZM79 219L77 220V221H80ZM81 220V221H82ZM99 220V219H98ZM101 220V219H100ZM130 220V219H129ZM128 220V221H129ZM134 220V219H133ZM137 220H135V221H137ZM166 220H168V219H166ZM169 220H170V218H169ZM172 220V219H171ZM193 220V219H192ZM93 221V220H92ZM101 221H103V220H101ZM123 221V220H122ZM199 221V220H198ZM209 221H210V219H209ZM214 221V220H213ZM68 222H69V220H68ZM72 222V221H71ZM85 222H87V221H85ZM95 222H97V221H95ZM116 222V221H115ZM163 222V221H162ZM164 222H165V220H164ZM163 222V223H164ZM190 222H192V221H190ZM204 221H203V219H202V221H201V223H203ZM215 222V221H214ZM62 223V222H61ZM70 223V222H69ZM79 223V222H78ZM81 223V222H80ZM117 223V222H116ZM119 223V222H118ZM124 223H127L126 222V220H125V222ZM123 222H122V224H124ZM129 223V222H128ZM154 223V222H153ZM158 223H159V221H158ZM166 223H168V222H166ZM205 223H207V222H205ZM205 223H203V224H205ZM65 224V223H64ZM87 224V223H86ZM95 224V223H94ZM100 224H101V222H100ZM122 224H118V226L120 225H122ZM63 225V224H62ZM82 224H80L79 225V227H80V229H82L83 227L81 226ZM88 225V224H87ZM95 225H97L98 226V223L97 224H95ZM95 225H93L94 227H96ZM103 225H104V223H103ZM106 225V224H105ZM170 225V224H169ZM176 225H173L172 224V226H176ZM65 225H63V227H64ZM90 226V225H89ZM88 226V227H89ZM116 226H117V224L115 225V228H116ZM124 226V228L123 229H125L126 227V225H123ZM188 226V225H187ZM190 226V225H189ZM101 227L103 228V226H102V224H101ZM156 227V226H155ZM183 227H186V226H184L183 225ZM52 228V227H51ZM72 228V227H71ZM78 228V227H77ZM93 228V227H92ZM98 228V227H97ZM121 228V227H120ZM119 228V229H120ZM129 228V227H128ZM130 228H131V226H130ZM154 228V227H153ZM48 229H50V227L48 228ZM79 229V228H78ZM80 229H79V231H80ZM90 229H91V226H90ZM155 230H156V228H154ZM46 230H47V227H46ZM74 230V229H73ZM76 230V229H75ZM100 230V229H99ZM99 230H94V231H96L97 232V234H98V231ZM107 231H108V229H106ZM49 231V230H48ZM71 231V230H70ZM79 231H78V234H79ZM85 231H88L87 229H85ZM101 231H102V229H101ZM66 232V231H65ZM73 232V231H72ZM130 232H133V231H130ZM157 232V231H156ZM183 232H185V231H183ZM189 232H191V233H193V231H191V229H189V231H188V233ZM77 233V232H76ZM90 233V232H89ZM102 233H104V232H102ZM122 233V232H121ZM187 233V234H188ZM81 234V233H80ZM84 234H86L85 232H84ZM94 234H96V233H94ZM108 234V233H107ZM107 234H106V236H107ZM131 234V233H130ZM134 234H136V236H137V233H134ZM158 234V233H157ZM187 234H185V235H187ZM190 234V233H189ZM72 235L74 236L75 234H73L72 233ZM105 235V234H104ZM127 235V234H126ZM204 235V234H203ZM210 235V234H209ZM242 235V234H241ZM71 236V235H70ZM99 236V235H98ZM100 236H102L103 238H104V236L101 234ZM99 236V237H100ZM105 236V237H106ZM136 236H134L133 235V237H136ZM207 236H208V234H207ZM238 236V235H237ZM69 236H67V238H68ZM80 237H81V235H80ZM84 237V236H83ZM87 237V236H86ZM94 237V236H93ZM96 237V236H95ZM108 237V236H107ZM106 237V238H107ZM71 238H73V237H71ZM106 238H104V239H106ZM209 238V237H208ZM212 238V237H211ZM80 239V238H79ZM82 239V238H81ZM100 239H101V237H100ZM99 239V240H100ZM109 239V238H108ZM132 239V238H131ZM134 239H137V238H134ZM75 240V239H74ZM90 241H91V239H89ZM93 240H95V239H92V241ZM107 240V239H106ZM106 240H104L105 242H106ZM118 240V239H117ZM155 240V241H154ZM81 241V240H80ZM88 241V240H87ZM100 241H102V240H100ZM99 241V242H100ZM110 241V240H109ZM112 241V240H111ZM177 241V240H176ZM214 241H216V240H214ZM221 242H231V243H234V242H236V241H238L236 238H234L233 237V235H231V236H227V237H225V238H223V239H221L220 240ZM243 241H245V242H247V243H249V242H251L252 240H250V239H244ZM69 242H70V239H69ZM72 242V241H71ZM105 242H103L100 246H102V248H103V246L105 245H107V246H109L108 244H107V242L105 243ZM115 242V241H114ZM118 242H122V241H117V243ZM156 242V243H155ZM194 242H197V243H194ZM210 242V240L209 239H206L205 240V235L204 236H195V237H192L188 242H187V245H186V243H185V245L187 246V247H191V246H193V247H191V248H193L194 249V247H197V246H204V245H206L207 243H209ZM85 243H87L88 244V242H85ZM92 243V242H91ZM94 241H93V245L92 246H90L89 244L87 245V248H84V246L86 247V245H82V246H80V247H83L84 248V251H83V254H81L80 255V257L79 256H77L78 254H77V252H76V258L78 257L79 258V260H76L75 262L76 263H80V261H81V263H83V262H87L89 259L91 260V258L92 257H95V255H96V253L98 252V250H95V249H97L98 247H96L94 250H93V248L96 246V244H95V246H94ZM110 243V242H109ZM113 243V242H112ZM194 245H193V244ZM72 244H73V242H72ZM83 244V243H82ZM115 244V243H114ZM213 244V243H212ZM75 245V244H74ZM73 245V246H74ZM77 245V244H76ZM75 245V246H76ZM160 245H162V246H160ZM183 245V244H182ZM74 246V247H75ZM78 246V245H77ZM78 246V247H79ZM106 246V247H107ZM116 246H117V244H116ZM79 247V249H82V248H80ZM119 246H117V248H118ZM177 247V246H176ZM183 247H185V246H183ZM205 247V246H204ZM243 247V246H242ZM26 249H29V248H27V247H25ZM31 248V247H30ZM69 248V247H68ZM73 248V247H72ZM76 248V247H75ZM101 248V247H100ZM99 248V249H100ZM172 248H173V246H172ZM67 249V248H66ZM70 249V248H69ZM78 249V248H77ZM105 249H108V248H105ZM111 249V248H110ZM143 249V248H142ZM171 249V248H170ZM190 249V248H189ZM25 250V249H24ZM73 250H74V248H73ZM242 250V249H241ZM240 250V251H241ZM251 250V249H250ZM262 250V249H261ZM26 251V250H25ZM105 251V250H104ZM175 251V250H174ZM191 251V250H190ZM232 251V250H231ZM237 251V250H236ZM28 252V251H27ZM65 252H68V251H65ZM70 252V251H69ZM111 252V251H110ZM143 252H146V250L145 251H143ZM142 252V253H143ZM169 252V251H168ZM239 252V251H238ZM248 252V251H247ZM23 253V252H22ZM104 253V252H103ZM141 253V254H142ZM236 253V252H235ZM66 254V253H65ZM70 254V253H69ZM69 254H67V256L69 255ZM73 254H75V253H73ZM140 254V256L141 257H143V255H141ZM172 254V253H171ZM224 254V253H223ZM228 254V253H227ZM231 254V253H230ZM174 255V254H173ZM176 255V254H175ZM178 255V254H177ZM182 255V254H181ZM186 255V254H185ZM197 255V254H196ZM196 255L195 256H191L192 257V259L194 258V257H196ZM201 254H198L197 255V257H201L200 256ZM203 255V254H202ZM242 255H244V254H242ZM250 255V254H249ZM66 256V255H65ZM72 256V255H71ZM74 256V255H73ZM97 256V255H96ZM108 256V255H107ZM74 257V258H75ZM99 257V254H98V256L96 257V260L98 261V258ZM177 257V256H176ZM179 257V256H178ZM190 257V256H189ZM188 257V258H189ZM190 257V258H191ZM70 258H72V257H70ZM102 258V257H101ZM116 258V257H115ZM121 258V257H120ZM174 258V257H173ZM180 258V257H179ZM186 258V257H185ZM189 258V261L191 260ZM232 258V257H231ZM237 258V257H236ZM240 258V257H239ZM103 259V258H102ZM109 259V258H108ZM114 259V258H113ZM119 259V258H118ZM125 259H126V257H125ZM128 259V258H127ZM152 259V260H151ZM168 259H170V258H168ZM172 259V258H171ZM176 259V258H175ZM195 259V258H194ZM205 259V258H204ZM94 260H95V258H94ZM95 260V261H96ZM139 260V259H138ZM142 260H144L143 258H142ZM141 260V261H142ZM149 260H151V261H149ZM229 260V259H228ZM255 260V259H254ZM69 261V260H68ZM91 261H93V260H91ZM90 261V263H92ZM106 261V260H105ZM110 261V260H109ZM145 261V260H144ZM173 261V260H172ZM171 261V262H172ZM176 261H177V259H176ZM181 261V263H183L184 261L183 260H180ZM180 261H178V262H180ZM183 261V262H182ZM238 259H233L231 262H232V264H238ZM69 262H71V261H69ZM68 262V263H69ZM94 262V261H93ZM103 262V261H102ZM114 262V261H113ZM143 262V261H142ZM141 262V263H142ZM146 262V261H145ZM151 262V263H150ZM169 262V261H168ZM213 262V261H212ZM216 262V261H215ZM78 263V264H79ZM88 263V262H87ZM135 263V262H134ZM140 263V262H139ZM177 263V262H176ZM175 263V264H176ZM180 263V264H181ZM216 263H218V262H216ZM250 263V262H249ZM83 264H85V263H83ZM89 264V263H88ZM93 264V263H92ZM94 264H95V262H94ZM103 264H104V262H103ZM107 264V263H106ZM115 264V263H114ZM131 264H133V263H131ZM171 264H173V263H171ZM179 264V263H178Z\"/></svg>",
    "mask_w": 264,
    "mask_h": 264
}]
</instances>
